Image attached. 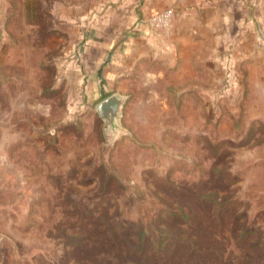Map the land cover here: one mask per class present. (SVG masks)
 <instances>
[{"label": "rangeland", "instance_id": "374dc122", "mask_svg": "<svg viewBox=\"0 0 264 264\" xmlns=\"http://www.w3.org/2000/svg\"><path fill=\"white\" fill-rule=\"evenodd\" d=\"M106 7L0 0V264H264V54L125 32L85 65Z\"/></svg>", "mask_w": 264, "mask_h": 264}, {"label": "crops", "instance_id": "0c3cea01", "mask_svg": "<svg viewBox=\"0 0 264 264\" xmlns=\"http://www.w3.org/2000/svg\"><path fill=\"white\" fill-rule=\"evenodd\" d=\"M100 14L84 17L79 54L85 65L97 66L125 32L131 49L151 45L168 31H153L145 22L164 10L173 13L171 35L181 29L234 38L222 51L264 54V0H104ZM81 29V31H83ZM210 31V32H209ZM232 42V43H231ZM82 55V56H81Z\"/></svg>", "mask_w": 264, "mask_h": 264}, {"label": "water", "instance_id": "95a60500", "mask_svg": "<svg viewBox=\"0 0 264 264\" xmlns=\"http://www.w3.org/2000/svg\"><path fill=\"white\" fill-rule=\"evenodd\" d=\"M123 98L118 94H113L102 100L96 106V113L102 120L105 129H117V123L120 118L123 106Z\"/></svg>", "mask_w": 264, "mask_h": 264}, {"label": "built area", "instance_id": "2783aa9c", "mask_svg": "<svg viewBox=\"0 0 264 264\" xmlns=\"http://www.w3.org/2000/svg\"><path fill=\"white\" fill-rule=\"evenodd\" d=\"M173 13L167 9L150 17L145 25L153 31H169L172 26Z\"/></svg>", "mask_w": 264, "mask_h": 264}, {"label": "trees", "instance_id": "16d2710c", "mask_svg": "<svg viewBox=\"0 0 264 264\" xmlns=\"http://www.w3.org/2000/svg\"><path fill=\"white\" fill-rule=\"evenodd\" d=\"M165 235L164 233H162V236ZM158 245H160V243H158Z\"/></svg>", "mask_w": 264, "mask_h": 264}]
</instances>
